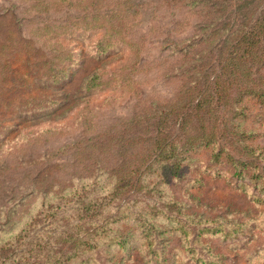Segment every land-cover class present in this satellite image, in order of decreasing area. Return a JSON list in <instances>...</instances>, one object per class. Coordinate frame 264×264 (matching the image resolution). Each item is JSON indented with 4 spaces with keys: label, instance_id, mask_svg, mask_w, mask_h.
<instances>
[{
    "label": "rangeland",
    "instance_id": "obj_1",
    "mask_svg": "<svg viewBox=\"0 0 264 264\" xmlns=\"http://www.w3.org/2000/svg\"><path fill=\"white\" fill-rule=\"evenodd\" d=\"M263 10L264 0H0V246L41 229L62 193L108 195L124 163L146 155L162 110L225 65L237 80L213 125L225 121L222 143L248 166L201 147L177 175L146 174L150 188L102 210L98 247L65 264H264ZM250 28L256 43L233 64ZM71 216H55L54 249L74 246L61 238Z\"/></svg>",
    "mask_w": 264,
    "mask_h": 264
},
{
    "label": "trees",
    "instance_id": "obj_2",
    "mask_svg": "<svg viewBox=\"0 0 264 264\" xmlns=\"http://www.w3.org/2000/svg\"><path fill=\"white\" fill-rule=\"evenodd\" d=\"M260 29L264 33V28ZM245 33L232 47L234 49L231 52L234 55L231 58L232 63L236 60V51L241 49L242 45L249 49L256 43L253 42V39L258 36V33L254 28H250ZM116 46L118 45L115 44L111 47ZM104 51H108V49H104ZM228 64L229 60L227 59L226 65ZM224 67L225 65H223ZM223 68L214 76L206 75L207 80L203 83L197 80L193 81V86H190L186 91V99L181 101L179 106L173 107L169 111L164 109L162 110L164 115L156 117L152 136L148 140L147 152L144 153L146 155H137L132 163H128V167L124 163L125 166L113 175L117 178L108 187L112 190L109 193L110 200L108 199L109 194L92 197L90 189L86 185L76 188L73 192L62 193L58 196L59 200L56 204L50 205L43 211L46 222L44 220L45 225L41 229L23 230L14 237V240L7 241L0 246V251L5 255L0 264H65L98 247L99 244L94 241L96 239L92 236L107 235L105 225L98 223L99 220H102V210L111 206L120 191L128 188L127 191L130 193L150 188V183L149 185L145 184L146 174L153 175L164 171L177 175L184 167V161L188 160L189 156L201 147H211L216 158L234 159L233 147H229L227 142L222 143L221 141L229 136L225 121H221L219 125L218 123L213 125V122L217 120V113H222V106L228 102L231 95L228 89L232 90V84H234V80H237L235 75L233 77L224 76ZM194 125L201 130H206L208 126H211L210 133L205 134L197 131L194 137H189V128L191 129ZM231 130L241 131L237 123H232ZM239 135L242 137L240 141L250 138L245 135V131H241ZM215 145L218 146V151L212 147ZM238 162L236 160L234 164L239 167L248 166V162L243 161L242 164ZM94 185L96 186L95 191L98 193L105 189L98 182H95ZM153 189L155 190V188ZM138 198L140 195H137ZM65 210L72 213L70 219L74 222L68 219L70 227L61 232V238L69 239L66 243H74V246L70 250L54 249L51 239L58 228L53 229L55 216ZM88 224H92L94 227L87 226L88 228H86ZM90 228L94 231H91ZM117 244L119 243L117 242Z\"/></svg>",
    "mask_w": 264,
    "mask_h": 264
}]
</instances>
